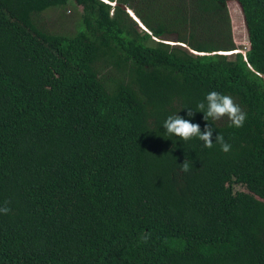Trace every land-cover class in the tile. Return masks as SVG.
I'll list each match as a JSON object with an SVG mask.
<instances>
[{
	"label": "trees",
	"instance_id": "16d2710c",
	"mask_svg": "<svg viewBox=\"0 0 264 264\" xmlns=\"http://www.w3.org/2000/svg\"><path fill=\"white\" fill-rule=\"evenodd\" d=\"M68 1L0 0V264H264V0H235L244 54L229 0H72L81 28H43ZM211 91L242 127L187 116Z\"/></svg>",
	"mask_w": 264,
	"mask_h": 264
},
{
	"label": "clouds",
	"instance_id": "9594fccd",
	"mask_svg": "<svg viewBox=\"0 0 264 264\" xmlns=\"http://www.w3.org/2000/svg\"><path fill=\"white\" fill-rule=\"evenodd\" d=\"M232 52L233 51H224L221 53L231 54ZM196 111L203 113L204 121H218L226 117L230 127H242L246 119V113L240 108L239 105L234 103L230 96L222 95L216 91L207 93L205 96V102L198 103L197 110L188 108L187 116H194ZM163 128L168 137L175 136L181 141H188L192 138H198L199 140L203 141L204 146L207 148H212L213 142L215 141L216 144L220 145L221 151L224 153H228L231 150V145L225 142L222 135L217 133L213 139L214 127L211 123H206L203 131H201V128L198 124L192 123L188 119H184L178 114H174L168 116L165 119L163 122ZM175 146L176 145L173 144V148H175ZM180 170L183 172H188L189 165L186 162H183L181 164ZM6 204L7 202L5 203V206L0 207V213L5 215L10 211Z\"/></svg>",
	"mask_w": 264,
	"mask_h": 264
},
{
	"label": "rangeland",
	"instance_id": "374dc122",
	"mask_svg": "<svg viewBox=\"0 0 264 264\" xmlns=\"http://www.w3.org/2000/svg\"><path fill=\"white\" fill-rule=\"evenodd\" d=\"M130 1L131 3L137 2V0ZM226 5L231 20L233 41L236 44L235 47H238L237 49L233 50V52L242 51L244 54L245 50L249 46V39L242 9L239 3L235 0L227 1ZM81 12L82 7L79 5H75L72 0H69L66 6L64 7L54 6L44 10L42 13L39 14L38 20L41 21V26L43 28L45 27L47 30L62 35L68 33L72 34L78 28L82 27L81 22L79 20ZM167 39H170L172 41H163L169 42L171 44H178V42L174 41L175 39L173 38ZM235 188L246 190L245 187L240 185H235Z\"/></svg>",
	"mask_w": 264,
	"mask_h": 264
},
{
	"label": "bare ground",
	"instance_id": "6f19581e",
	"mask_svg": "<svg viewBox=\"0 0 264 264\" xmlns=\"http://www.w3.org/2000/svg\"><path fill=\"white\" fill-rule=\"evenodd\" d=\"M128 10H129L130 14H131L136 20H138V19L134 16L132 10H131L129 7H128ZM138 22H139V21H138ZM140 25H141L142 27H144L141 23H140Z\"/></svg>",
	"mask_w": 264,
	"mask_h": 264
},
{
	"label": "water",
	"instance_id": "95a60500",
	"mask_svg": "<svg viewBox=\"0 0 264 264\" xmlns=\"http://www.w3.org/2000/svg\"><path fill=\"white\" fill-rule=\"evenodd\" d=\"M133 17V16H132ZM133 19L135 20V21H138V20H136L134 17H133ZM140 25V24H139ZM141 26V25H140ZM141 28H143L142 26H141ZM144 29V28H143ZM168 43V42H167ZM184 46V45H183ZM233 53V52H232Z\"/></svg>",
	"mask_w": 264,
	"mask_h": 264
}]
</instances>
